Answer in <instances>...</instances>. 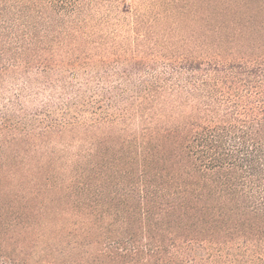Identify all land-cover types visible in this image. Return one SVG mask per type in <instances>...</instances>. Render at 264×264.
<instances>
[{
    "label": "trees",
    "instance_id": "1",
    "mask_svg": "<svg viewBox=\"0 0 264 264\" xmlns=\"http://www.w3.org/2000/svg\"><path fill=\"white\" fill-rule=\"evenodd\" d=\"M0 264H264V0H0Z\"/></svg>",
    "mask_w": 264,
    "mask_h": 264
},
{
    "label": "rangeland",
    "instance_id": "2",
    "mask_svg": "<svg viewBox=\"0 0 264 264\" xmlns=\"http://www.w3.org/2000/svg\"><path fill=\"white\" fill-rule=\"evenodd\" d=\"M92 25L93 26H98V25H104L105 26V25H109L111 27H115L116 28V27H118L119 24H92Z\"/></svg>",
    "mask_w": 264,
    "mask_h": 264
}]
</instances>
